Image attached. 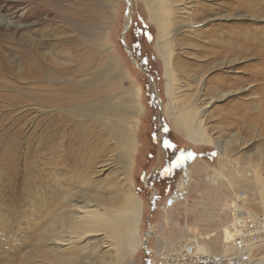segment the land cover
Listing matches in <instances>:
<instances>
[{
    "label": "bare ground",
    "instance_id": "6f19581e",
    "mask_svg": "<svg viewBox=\"0 0 264 264\" xmlns=\"http://www.w3.org/2000/svg\"><path fill=\"white\" fill-rule=\"evenodd\" d=\"M60 1L57 14L62 28L67 30L66 41L71 43L68 49H63L59 41L50 43L43 31H38L41 36L37 39L27 33V45L15 53L18 60L14 62L13 81L5 76V64L0 60L4 102L29 113L24 120H14L10 138L0 149V166L5 170L2 185L17 200L35 202L30 207V223L40 222L29 237L38 242L35 251L44 259L41 264H123L142 247L139 226L143 203L131 179L132 155L137 147L135 130L143 108L140 89L123 88L125 71L117 57L106 56L110 50L105 39L113 16V0ZM252 1L255 2L143 0L150 19L159 28L156 49L167 64H172L169 48L172 44L183 47L185 37L196 47L199 59L187 70L181 69L180 62L174 64V70H166L170 102L165 115L193 144L216 146L227 170L235 167L229 158L231 146L249 141L237 135L228 141L221 134L212 138L207 131V109L214 102L239 95L261 106L264 42L257 34L253 36L255 32L251 36V31L239 26L208 27V23L230 17L224 14L223 7L231 15L241 16L236 13L242 9L253 13L257 5ZM46 6H42L45 11ZM39 25L45 28L48 21ZM34 28L33 24L21 23V19L16 24L17 30L28 32ZM262 33L260 36H264ZM257 55L261 62L251 64ZM215 70L219 73L208 79L206 75ZM243 97L233 99L223 109L222 130L226 133L252 121L247 112L252 105ZM32 115H38V120L29 122ZM22 120L30 125L27 133L22 130ZM215 177L225 181L227 188L247 185L253 178L243 177L241 171L236 176ZM184 178L181 192L189 183V172L184 173ZM255 189L261 212L253 211L246 203L248 217L240 215L236 202L241 192L235 195L231 203L234 223L222 228L223 254L210 249L208 252L205 246L191 250L184 244L172 255L164 256L162 264H264L255 263L254 257L255 250L264 246V181L255 183ZM243 197L246 199V195ZM227 247L236 248L237 253L225 256ZM210 248H216L214 242Z\"/></svg>",
    "mask_w": 264,
    "mask_h": 264
},
{
    "label": "rangeland",
    "instance_id": "374dc122",
    "mask_svg": "<svg viewBox=\"0 0 264 264\" xmlns=\"http://www.w3.org/2000/svg\"><path fill=\"white\" fill-rule=\"evenodd\" d=\"M207 3H216V0H209ZM251 3L257 5L255 7L257 10L254 8L253 13H248L247 10L242 9L236 13L241 16L231 15L229 10L223 7L224 14H229L230 17L211 21L208 27L218 24L224 27L239 26L251 31V36L252 32H255L253 36L257 34L264 42V36H260L264 32V0H255ZM44 4L48 8L46 11L42 8ZM60 4V0H0V60L5 64L7 73L5 76L8 80H15L12 74L16 66L14 62L18 60L15 53L22 46L27 45L29 40L27 33L37 39L41 36L39 32L43 31L51 40L50 43L59 41L63 43V49H68L71 45L70 41H66L67 30L62 28L61 18L57 14ZM38 11H41L40 15L36 13ZM112 13L114 17L110 18L105 39L110 49L106 56L117 57L121 68L125 71L121 79L123 88H139L143 107L135 130L137 147L132 155L131 171L135 194L143 203L142 221L139 226L142 247L133 259L123 264H162L164 256L172 255L184 244L186 247H192L191 250L196 246L199 248L205 246L208 252L210 249L212 252L223 254L220 252L222 228L234 223L231 203L235 202V195L241 192L242 197L236 202L240 208V215L248 217L246 203L253 211L261 212L255 183L264 181L262 127L264 101L258 107L256 104L252 105L253 101L242 95L230 96L214 102L207 109V131L212 138H217L216 135L221 134L223 140L228 141L232 135H237L249 141V144L235 143L231 146L229 158L232 159L235 167L227 170L216 146L193 144L188 140L186 133L178 130L165 115V107L170 102V98L167 95L168 78L164 74L171 67L174 70V64L178 62L182 63L181 69L186 68V70L189 66L197 65L199 59L195 54L196 47L190 45L187 37L182 41L185 43L183 47L172 44L173 47L169 48L172 62L170 66L156 49L159 28L150 19L149 10L143 0H113ZM18 19H21V23L33 24L36 28L31 30L32 32L17 30ZM41 21H48L47 27L40 26ZM56 34L58 37L62 36L61 40H58ZM183 36L182 34L178 38ZM244 39L242 38L241 44H244ZM59 49L57 44V50ZM260 62V55H257L250 63ZM177 73L180 74L179 70ZM218 73L219 71L215 70L209 72L206 77L212 79ZM177 78L182 79L179 76ZM4 95L6 93L1 90L0 122L3 125L0 123V149H3L7 139L10 138L14 120L16 118L24 120L29 116V113L16 110L6 104ZM238 97H243L245 102H250L249 104L252 105L247 111L252 115V121L242 123L240 127L229 129L226 133L222 130L225 113L223 109L228 108L231 101ZM259 115L262 117L260 118ZM36 116L32 115L29 122L37 121ZM21 123L25 125L23 132L25 130L27 133L30 125L27 121ZM249 165L251 168L247 167ZM186 171L189 172V183L184 186L183 198H180L179 194L182 190L179 187L185 180ZM239 171L243 177H253L247 185L227 188L225 181L215 177V175L236 176ZM4 173L5 170L0 166V264H41L40 261L43 262L44 259L35 251V244L38 242L30 241L29 237V233L33 234L36 224L40 222L35 220V224L30 223L33 218L30 207L35 205V202L17 200L16 196L9 193L2 185ZM175 195L178 201L168 205V200H174ZM259 233L262 234L261 231ZM207 236L211 239H206ZM213 242L216 248H210ZM254 257L255 263L264 261V246L255 250Z\"/></svg>",
    "mask_w": 264,
    "mask_h": 264
},
{
    "label": "water",
    "instance_id": "95a60500",
    "mask_svg": "<svg viewBox=\"0 0 264 264\" xmlns=\"http://www.w3.org/2000/svg\"><path fill=\"white\" fill-rule=\"evenodd\" d=\"M179 196H180V198H183V193L181 192L179 194ZM174 201L175 202L178 201V198H177L176 195L174 196V200H171V199L168 200V205H172ZM236 253H237V249L236 248H234V247H227L226 250H225V252H224V255L225 256H232V255H235Z\"/></svg>",
    "mask_w": 264,
    "mask_h": 264
},
{
    "label": "flooded vegetation",
    "instance_id": "af4514ba",
    "mask_svg": "<svg viewBox=\"0 0 264 264\" xmlns=\"http://www.w3.org/2000/svg\"><path fill=\"white\" fill-rule=\"evenodd\" d=\"M180 193V192H179Z\"/></svg>",
    "mask_w": 264,
    "mask_h": 264
}]
</instances>
